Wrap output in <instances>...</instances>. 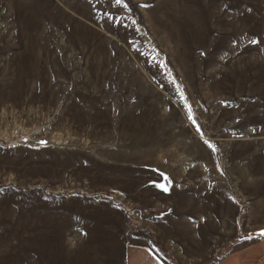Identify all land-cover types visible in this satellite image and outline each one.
<instances>
[{"label":"rangeland","instance_id":"1","mask_svg":"<svg viewBox=\"0 0 264 264\" xmlns=\"http://www.w3.org/2000/svg\"><path fill=\"white\" fill-rule=\"evenodd\" d=\"M167 227L264 264V0H0V264Z\"/></svg>","mask_w":264,"mask_h":264},{"label":"crops","instance_id":"2","mask_svg":"<svg viewBox=\"0 0 264 264\" xmlns=\"http://www.w3.org/2000/svg\"><path fill=\"white\" fill-rule=\"evenodd\" d=\"M166 230L169 227L155 234L137 230L95 241L92 255L81 252L71 264H233L237 257V244L227 253H216L221 250L215 251L221 247L220 236L191 237L188 232L184 235Z\"/></svg>","mask_w":264,"mask_h":264},{"label":"snow or ice","instance_id":"3","mask_svg":"<svg viewBox=\"0 0 264 264\" xmlns=\"http://www.w3.org/2000/svg\"><path fill=\"white\" fill-rule=\"evenodd\" d=\"M117 3H120V0H116ZM261 235H264V232L260 233ZM246 239H251V236L246 237Z\"/></svg>","mask_w":264,"mask_h":264}]
</instances>
